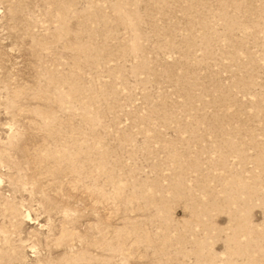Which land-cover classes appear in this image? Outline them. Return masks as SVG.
I'll return each mask as SVG.
<instances>
[{
	"label": "rangeland",
	"instance_id": "rangeland-1",
	"mask_svg": "<svg viewBox=\"0 0 264 264\" xmlns=\"http://www.w3.org/2000/svg\"><path fill=\"white\" fill-rule=\"evenodd\" d=\"M0 264H264V0H0Z\"/></svg>",
	"mask_w": 264,
	"mask_h": 264
}]
</instances>
